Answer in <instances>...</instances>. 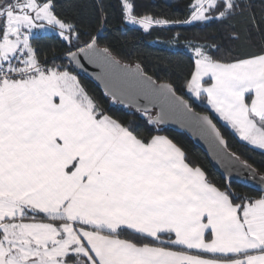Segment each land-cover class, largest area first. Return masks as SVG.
<instances>
[{"label": "snow or ice", "instance_id": "6c2138e0", "mask_svg": "<svg viewBox=\"0 0 264 264\" xmlns=\"http://www.w3.org/2000/svg\"><path fill=\"white\" fill-rule=\"evenodd\" d=\"M82 6L0 0V264H264V194L217 186L167 136L146 137L110 115L69 67H82L81 55L119 63L98 45L117 12L145 31L218 22L222 39L172 38L191 54L184 87L264 151V0H194L185 19L139 15L135 0H91L86 24ZM53 34L68 64L42 51L39 40ZM134 76L145 98L163 96L226 152L213 119L171 82L157 84L140 64ZM105 88L124 102L122 83Z\"/></svg>", "mask_w": 264, "mask_h": 264}, {"label": "trees", "instance_id": "16d2710c", "mask_svg": "<svg viewBox=\"0 0 264 264\" xmlns=\"http://www.w3.org/2000/svg\"><path fill=\"white\" fill-rule=\"evenodd\" d=\"M135 2L139 15L150 14L158 18L185 19L190 14L188 5L194 3V0H135ZM80 3L83 6L77 9L79 19L86 24L91 16V11L88 7L91 0H80ZM66 14L73 15L71 11ZM95 28L96 26L93 25V32H95ZM177 33L185 38L204 36L208 38L216 37L217 39L223 38V30L218 22L154 26L148 31H144L128 25L117 12L107 28L103 30V34L98 39V45L100 48H109L112 56L122 64L129 66L140 64L157 83L171 82L176 87V94L190 101L193 110L208 114L213 119V122L227 142L228 151L235 153V156L239 157L242 162L245 163L246 161L247 165H251V168L260 177H264V151L239 142L203 106L195 103L186 95L184 79L185 74L190 70L191 54L185 47V39H181L179 42L172 39ZM84 39H87V37H84ZM39 44L42 51L48 54L49 60L55 57L56 63L68 64L65 57L67 46L56 35L42 37L39 40ZM74 74L77 75L89 93L114 118L125 124H131L140 134L146 137L150 135L167 136L184 150L188 162L194 167H200L210 181L217 186H223L229 182L211 167L205 153L185 133L149 123L148 117L152 116L151 114L136 113L131 109L112 103L111 99L88 78L75 72ZM200 100L204 102V99ZM230 183L232 188L238 193L247 194L255 198H259L260 195L264 194L259 189L244 183L234 181H230Z\"/></svg>", "mask_w": 264, "mask_h": 264}, {"label": "water", "instance_id": "95a60500", "mask_svg": "<svg viewBox=\"0 0 264 264\" xmlns=\"http://www.w3.org/2000/svg\"><path fill=\"white\" fill-rule=\"evenodd\" d=\"M100 49L102 50L103 48ZM101 55H103L102 52ZM80 64L82 67H77L74 64L69 66L75 73L85 76L94 83L95 86L111 99L112 103L131 109L136 113H144V109H147V113L151 114L152 117L161 114L163 109L164 112L167 113L165 121L154 125L185 133L196 146L205 153L211 167L219 173L223 179L244 183L264 192V183L261 182L262 177L252 168L247 167L240 159L231 156V152H229L228 149H226V152L223 151V145H219L217 148V146L212 143L214 134L209 136L190 118L185 117L178 111H170V102L163 96L158 99H153L151 97L145 98L140 90L146 86L142 85L135 78V66L125 65L120 62L117 65L101 66L103 64L102 61H90L83 55L80 56ZM108 79L122 83L127 89L125 94L121 97L124 102H120L119 100L113 101L111 96L106 94L105 82ZM194 112L198 115H204V113H199L195 110Z\"/></svg>", "mask_w": 264, "mask_h": 264}, {"label": "crops", "instance_id": "0c3cea01", "mask_svg": "<svg viewBox=\"0 0 264 264\" xmlns=\"http://www.w3.org/2000/svg\"><path fill=\"white\" fill-rule=\"evenodd\" d=\"M205 79H207V78H205ZM186 95L188 96V98L189 99H191L192 101H194L195 103H197V104H199V105H201V106H203L220 124H222L224 127H226L232 134H233V136L239 141V142H241V143H243V144H246V145H248V146H250V147H252L253 148V146H251V145H249V144H247V142H245V141H243V140H241L240 138H239V135L235 132V130H233L232 128H231V126L230 125H228L225 121H223V120H221L220 118H219V116H218V114H216L212 109H211V106L210 105H208L207 104V100H206V98L204 99V102H201V100L200 99H196L195 97H192V96H190L191 94L189 93L188 94V92H187V90H186ZM257 150H259V149H257Z\"/></svg>", "mask_w": 264, "mask_h": 264}, {"label": "rangeland", "instance_id": "374dc122", "mask_svg": "<svg viewBox=\"0 0 264 264\" xmlns=\"http://www.w3.org/2000/svg\"><path fill=\"white\" fill-rule=\"evenodd\" d=\"M126 23L128 24V25H130V26H132V27H136V28H139V29H142V30H144L140 25H133V24H130V23H128L127 21H126ZM154 26H158V25H153V27ZM145 31V30H144ZM53 35H55V34H53ZM188 51V50H187ZM189 52V51H188ZM190 53V52H189ZM189 94V93H188ZM191 96V95H190Z\"/></svg>", "mask_w": 264, "mask_h": 264}]
</instances>
